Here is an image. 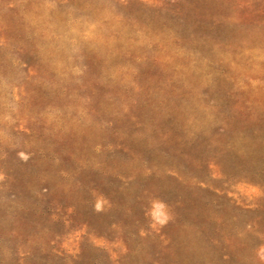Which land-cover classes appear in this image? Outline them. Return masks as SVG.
I'll use <instances>...</instances> for the list:
<instances>
[{"label":"rangeland","instance_id":"374dc122","mask_svg":"<svg viewBox=\"0 0 264 264\" xmlns=\"http://www.w3.org/2000/svg\"><path fill=\"white\" fill-rule=\"evenodd\" d=\"M0 264H264V0H0Z\"/></svg>","mask_w":264,"mask_h":264}]
</instances>
